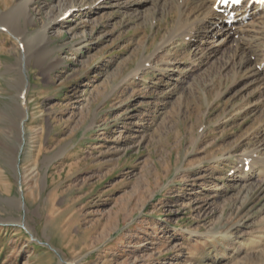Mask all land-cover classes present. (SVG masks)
<instances>
[{
    "label": "rangeland",
    "instance_id": "rangeland-1",
    "mask_svg": "<svg viewBox=\"0 0 264 264\" xmlns=\"http://www.w3.org/2000/svg\"><path fill=\"white\" fill-rule=\"evenodd\" d=\"M171 1L33 0L32 39L0 26V264H264V175L239 167L264 160V87L236 42L169 41Z\"/></svg>",
    "mask_w": 264,
    "mask_h": 264
},
{
    "label": "bare ground",
    "instance_id": "bare-ground-1",
    "mask_svg": "<svg viewBox=\"0 0 264 264\" xmlns=\"http://www.w3.org/2000/svg\"><path fill=\"white\" fill-rule=\"evenodd\" d=\"M11 1L12 0H5V5L8 7ZM172 1L175 2L174 6L172 5L171 7V4L164 5L162 9L163 13L165 12L164 10H166V12H171L173 8L177 9L178 7H180V11H183V16L176 19V23L174 25V28H172L173 31L171 37L169 38V41H173L174 39L180 36L181 38L182 36L185 37V40L187 37L191 36L192 38L193 36H195L193 37V39H196L195 41L197 43L209 41V39H211L210 41L213 42V46L223 45V48L224 45H227L228 47L230 42H236V46L228 50V64L234 65V70L236 71V73L237 71L247 72L248 76L252 81L260 83L264 87V4H252L251 6L244 4L243 6L238 8V10H236V22H234L233 24H229L227 23L228 16H226L225 13H220L216 10V0H183L180 5H176V2H178V0ZM172 1L169 3H172ZM32 2L33 0H21L20 2H16L14 6H11V9H9L6 13L0 16V26L5 27L6 30L10 34H12L16 39H18L20 43H22V40H25V42H27L29 38H31L29 36V33H27V35L24 29H27L28 25L32 24V22L35 21L30 12V4ZM70 12L71 9L66 10L61 16H58L56 18L54 17L55 19H53V22H58L61 17L63 18V16L68 15ZM257 14H262V16L260 17L262 20L260 21L258 26L254 29H252L251 27L246 28V18L248 16L251 17L252 15L255 16ZM43 33V38H45L46 31H44ZM217 36L221 37L219 42L217 39H215ZM236 36H238V38H236ZM197 38L199 39L197 40ZM32 43L33 42H31V44ZM213 52H215V50L211 49L209 55H212ZM193 62L195 63V61ZM248 158L252 160L250 162V168L248 171H244L243 168L241 170L240 178L247 179L250 176H263L264 160L260 159V157H258V160V158L252 154L242 158L241 161L243 162ZM12 163L16 168L17 162L15 161V158ZM17 202L18 205L21 207L23 202L22 199L18 198ZM24 224H27L26 219ZM134 262L135 258L133 256H128L127 259L124 261L125 264H133Z\"/></svg>",
    "mask_w": 264,
    "mask_h": 264
},
{
    "label": "water",
    "instance_id": "water-1",
    "mask_svg": "<svg viewBox=\"0 0 264 264\" xmlns=\"http://www.w3.org/2000/svg\"><path fill=\"white\" fill-rule=\"evenodd\" d=\"M16 166H18V163L16 164Z\"/></svg>",
    "mask_w": 264,
    "mask_h": 264
}]
</instances>
